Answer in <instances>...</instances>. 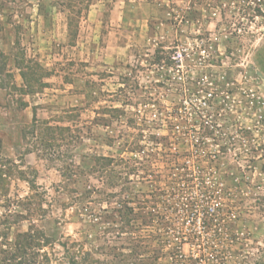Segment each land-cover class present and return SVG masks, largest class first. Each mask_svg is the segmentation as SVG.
Returning a JSON list of instances; mask_svg holds the SVG:
<instances>
[{
  "label": "rangeland",
  "instance_id": "obj_1",
  "mask_svg": "<svg viewBox=\"0 0 264 264\" xmlns=\"http://www.w3.org/2000/svg\"><path fill=\"white\" fill-rule=\"evenodd\" d=\"M0 264H264V0H0Z\"/></svg>",
  "mask_w": 264,
  "mask_h": 264
}]
</instances>
